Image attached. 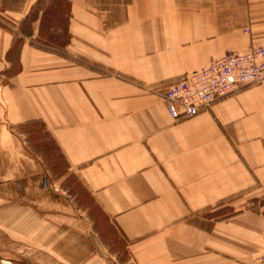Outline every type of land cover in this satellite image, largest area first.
I'll list each match as a JSON object with an SVG mask.
<instances>
[{
  "label": "crops",
  "instance_id": "obj_1",
  "mask_svg": "<svg viewBox=\"0 0 264 264\" xmlns=\"http://www.w3.org/2000/svg\"><path fill=\"white\" fill-rule=\"evenodd\" d=\"M113 1L124 16L110 23L89 0H0V203L68 229L87 212L129 241L133 264H252L264 253V84L180 119L162 93L264 46V0ZM64 5L58 51L46 43ZM37 124L92 205L55 194L27 143Z\"/></svg>",
  "mask_w": 264,
  "mask_h": 264
},
{
  "label": "rangeland",
  "instance_id": "obj_2",
  "mask_svg": "<svg viewBox=\"0 0 264 264\" xmlns=\"http://www.w3.org/2000/svg\"><path fill=\"white\" fill-rule=\"evenodd\" d=\"M89 1L91 6L103 11L110 23L115 15L120 19L124 16L123 6L116 4V1ZM63 7L64 13H60L58 17L60 28L66 22V5ZM103 9L109 11L104 12ZM53 17L56 19V14ZM60 28L56 32L54 43V49L58 51L63 50L62 45L68 40L65 27L63 31ZM36 128V133H30L29 129L25 131L27 136H31L27 137V143L47 168L54 182L55 194L70 201L76 197L82 205H92L85 195L82 182L69 170L67 162L48 133L39 124ZM78 213L77 217H87L85 228L71 225L68 229L61 224H46L26 204L1 202L0 258L7 264H133L129 241L121 233L108 225L97 226L87 212ZM77 217L75 219L79 220Z\"/></svg>",
  "mask_w": 264,
  "mask_h": 264
},
{
  "label": "built area",
  "instance_id": "obj_3",
  "mask_svg": "<svg viewBox=\"0 0 264 264\" xmlns=\"http://www.w3.org/2000/svg\"><path fill=\"white\" fill-rule=\"evenodd\" d=\"M251 83L264 84V46L227 51L206 66L185 74L166 88L162 97L173 119L188 118L217 98ZM253 264H264V253Z\"/></svg>",
  "mask_w": 264,
  "mask_h": 264
},
{
  "label": "trees",
  "instance_id": "obj_4",
  "mask_svg": "<svg viewBox=\"0 0 264 264\" xmlns=\"http://www.w3.org/2000/svg\"><path fill=\"white\" fill-rule=\"evenodd\" d=\"M63 1V4H66V2H67V0H62ZM56 7L54 8V15L56 14ZM61 29V28H60ZM56 33H54L53 35H51V36H48V44L46 43V46H48V47H54V43H55V38H56ZM67 43V41H65L64 42V44L62 45V46H64L65 44Z\"/></svg>",
  "mask_w": 264,
  "mask_h": 264
},
{
  "label": "water",
  "instance_id": "obj_5",
  "mask_svg": "<svg viewBox=\"0 0 264 264\" xmlns=\"http://www.w3.org/2000/svg\"><path fill=\"white\" fill-rule=\"evenodd\" d=\"M5 261V260H4ZM0 264H3V259L0 258Z\"/></svg>",
  "mask_w": 264,
  "mask_h": 264
},
{
  "label": "bare ground",
  "instance_id": "obj_6",
  "mask_svg": "<svg viewBox=\"0 0 264 264\" xmlns=\"http://www.w3.org/2000/svg\"><path fill=\"white\" fill-rule=\"evenodd\" d=\"M253 263H254V262H253ZM253 263H252V264H253Z\"/></svg>",
  "mask_w": 264,
  "mask_h": 264
}]
</instances>
